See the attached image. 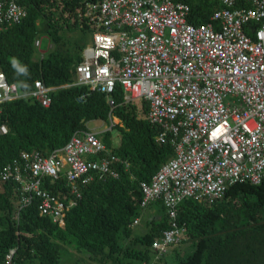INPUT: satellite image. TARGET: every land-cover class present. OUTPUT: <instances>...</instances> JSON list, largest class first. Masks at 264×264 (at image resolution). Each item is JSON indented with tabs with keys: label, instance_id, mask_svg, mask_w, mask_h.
I'll list each match as a JSON object with an SVG mask.
<instances>
[{
	"label": "built area",
	"instance_id": "obj_1",
	"mask_svg": "<svg viewBox=\"0 0 264 264\" xmlns=\"http://www.w3.org/2000/svg\"><path fill=\"white\" fill-rule=\"evenodd\" d=\"M21 1L0 0V31L24 18ZM211 1L218 9L209 22L197 25L189 21L190 6L181 0L81 3L92 38L75 80L64 86L104 93L112 108L111 95L119 84L124 102L142 98L148 103L157 143L173 149L150 180L140 182L141 207L159 203L168 219L151 245L157 256L183 240L177 220L183 201L211 204L234 184L264 180V0ZM40 45L37 39L35 46ZM53 90L35 80L21 93L0 71V105L24 98L47 107ZM6 132L0 124V133ZM101 134L87 127L48 155L22 151L3 166L0 182L16 184L18 211L35 204L42 216L62 227L89 184L104 176L117 178L120 158ZM45 180L59 183L63 195L44 188Z\"/></svg>",
	"mask_w": 264,
	"mask_h": 264
},
{
	"label": "trees",
	"instance_id": "obj_2",
	"mask_svg": "<svg viewBox=\"0 0 264 264\" xmlns=\"http://www.w3.org/2000/svg\"><path fill=\"white\" fill-rule=\"evenodd\" d=\"M181 1L189 4V21L195 25L209 22L218 9L211 0ZM21 3L27 11L24 18L0 31V71L21 93L35 80L54 90L47 107L24 98L1 103L0 124L7 132L0 133V169L22 151L48 155L75 132L87 129L89 121L101 120L111 127L101 138L120 158L119 176L89 184L62 227L42 216L35 204L18 211L16 184L0 182V264H6L11 251L9 264H61V251L67 246L85 251L99 264H264V180L234 184L211 204L183 201L177 214L183 240L170 247L172 258H164L167 252L157 256L151 245L168 227V219L159 203L160 212L144 215L148 207H141L140 182L149 181L172 157V147L157 143L158 129L147 117L148 103L142 98L124 102L119 84L111 95L112 108L104 93L64 86L75 80L92 38L82 0ZM42 37L51 44L44 54L35 46ZM113 117L120 122L113 123ZM113 129L120 135L117 146L110 140ZM43 187L63 195L57 182L45 180ZM141 216L147 230L136 234L130 224ZM184 243L191 248L181 255L179 246Z\"/></svg>",
	"mask_w": 264,
	"mask_h": 264
},
{
	"label": "rangeland",
	"instance_id": "obj_3",
	"mask_svg": "<svg viewBox=\"0 0 264 264\" xmlns=\"http://www.w3.org/2000/svg\"><path fill=\"white\" fill-rule=\"evenodd\" d=\"M40 41L42 42V44L39 48L37 47V49L38 51L43 52L44 54L48 52L51 44L48 38L46 37H42ZM111 121L113 123L120 122L119 119L114 118V117L112 118ZM87 125L90 129H96L99 132L102 131V133L105 132L106 130H110V124L106 123L105 121L103 122L101 120L89 121ZM119 139H120V135L118 131L116 129L111 130V136H110L111 144L113 146H117L119 143ZM160 211L161 210L159 208V205H157V203H151L148 206V208L145 210L144 215H147V217L149 218L152 213L155 214ZM145 220L146 218L144 216L140 217L139 223L133 227L134 233L141 234L147 230V225H146ZM190 248L191 246L189 243H184L180 245L179 249H180L181 255H183L185 251H189ZM170 249L171 248H169V251H167V254H165L164 256L165 259H170L173 257L174 252L171 251ZM60 259H61V264H99V263L92 261L85 251H80V250L78 251L72 246H67L66 248L63 249V251H61Z\"/></svg>",
	"mask_w": 264,
	"mask_h": 264
},
{
	"label": "clouds",
	"instance_id": "obj_4",
	"mask_svg": "<svg viewBox=\"0 0 264 264\" xmlns=\"http://www.w3.org/2000/svg\"><path fill=\"white\" fill-rule=\"evenodd\" d=\"M111 120H112V118H111ZM89 128V127H88ZM111 128V127H110ZM102 135V134H101ZM13 253V251H11V254Z\"/></svg>",
	"mask_w": 264,
	"mask_h": 264
}]
</instances>
